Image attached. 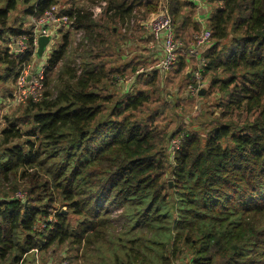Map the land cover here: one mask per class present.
Instances as JSON below:
<instances>
[{
	"label": "trees",
	"instance_id": "1",
	"mask_svg": "<svg viewBox=\"0 0 264 264\" xmlns=\"http://www.w3.org/2000/svg\"><path fill=\"white\" fill-rule=\"evenodd\" d=\"M101 1L106 8L99 22L80 7L62 10L74 18L73 31L63 33L46 59L44 87L65 56L69 34L84 33L80 58H111L103 22L127 25L135 8L155 4ZM58 2L5 1L0 8V82H15L32 54L29 31L22 22L10 25V14L23 5L25 17L38 18ZM222 2L208 19L215 41L202 53V79L213 74L204 86L220 98L217 116L227 122H217L204 140L181 129L168 136L146 121L130 122L126 113L143 108L149 101L146 91L125 93L114 103L112 95L103 94L100 85L109 73H135L146 86L155 82L160 72L137 74V60L109 71L103 69L110 63L106 60L82 64L79 75L71 69L59 79L54 93L27 100L18 115L5 119L0 129V264H34L35 250L39 254L57 246H65L61 260L70 264H145L138 244L148 251L144 240L152 244L162 234L171 244L162 264H264V0ZM169 5L180 40L178 30L189 24L197 28L191 17L195 5L188 0H170ZM183 8L188 13L180 15L176 28L174 17ZM25 36L30 48L14 53L16 40ZM192 59L179 54L174 72ZM239 113L251 120L236 124L232 120ZM177 133L182 140L172 150ZM173 190L178 198L171 200L169 211ZM57 204L62 206L56 209ZM173 208L177 219H172ZM69 211L81 218L74 227ZM136 229L139 234L124 244V234Z\"/></svg>",
	"mask_w": 264,
	"mask_h": 264
},
{
	"label": "rangeland",
	"instance_id": "2",
	"mask_svg": "<svg viewBox=\"0 0 264 264\" xmlns=\"http://www.w3.org/2000/svg\"><path fill=\"white\" fill-rule=\"evenodd\" d=\"M5 1L7 0H0V8L4 6ZM59 2L56 4L58 9L61 11L63 9H68L71 6L74 7H80L83 10L90 12L91 9L97 5L99 0H58ZM156 7L153 9V6L148 7H139L135 8V11L131 14V19L133 18L134 22H138L140 20H146L148 18H151V16H155L161 7H163L166 2L169 5L170 0H152ZM173 5V4H172ZM214 6L216 4H213ZM24 6L19 5L17 9L10 14V25H18L20 22H22V25L27 31H30L31 29V21L30 18H27L23 15ZM202 10L194 9L192 13V18L196 19V15L202 14ZM183 13H188V9L183 8L182 13H179V16L174 17V26L177 28L180 23V15ZM101 14H97L96 17H93L92 19L95 22H99ZM211 16L210 11L206 13V15H202L203 19H209ZM130 19V20H131ZM129 20V21H130ZM194 22V20H193ZM105 25L103 26L102 30V36L103 41L107 42V45L109 44L112 49L113 56L111 58L105 59L102 57H99L98 60L91 61L89 58L84 59L80 58L79 53L80 47L79 45L82 43L84 44V41H81V39L71 33L69 34L68 38V47L65 53L64 58L62 61L58 64L57 68L52 72V74H49L47 78V87H43V90L40 92V95H43L44 91L48 93H54L59 85V79L64 77L65 79L68 77V72L71 69L76 70L77 72V65L80 64L81 67L92 65L94 61L96 63L103 61L110 62L109 64L103 65V69L105 68L106 71H109V69H121L124 67L125 64L131 63V65H134V61L137 60V57H141L143 59V56H145L144 51L146 50V47H155V43L151 40L150 43H143L137 41L140 38H144L147 36L145 31L139 29L136 26L134 27H128L125 25L124 21L119 23L116 20H107V22H103ZM197 28L194 29L191 24L188 25V27L185 30H178L180 41L183 44V47L185 45L188 47L191 46V44L194 43L195 37L199 36L202 31V26L196 23ZM208 26V25H207ZM117 29L118 32L111 35L110 29ZM136 28V29H135ZM124 29V30H123ZM64 32H60L59 36L60 38L56 39L55 44L52 48H56L61 44L62 41V35ZM214 39L210 40V44L208 46H212L214 43ZM128 42H131L129 45ZM202 50L203 53L206 52V50ZM145 47V49H144ZM187 47V48H188ZM143 48V49H142ZM184 51H187L184 49ZM102 54V53H101ZM46 57H44L45 59ZM41 58H30L28 60V63L26 66L30 67V70L34 71L37 66L40 65ZM131 61V62H129ZM193 59L191 60V63L184 65L181 72L175 73L174 70L169 73L168 75L158 74L157 79L155 82H152L149 86H146L143 83V78L138 80L136 79L135 73H129L124 72V74L119 73H109L106 79L103 80L102 84L100 85V88L104 90L103 94H108L113 96V100L111 103H114V101L124 98L125 93H132L134 94L137 90L140 91H146L148 95V102L141 108L139 111H133V112H127L126 115L131 116L129 119L130 122L134 121H146L149 123L152 127H155L157 130H161L164 133H167L168 136H172L174 133H176L179 129L182 130V133L189 132V133H196L198 134L201 140H204L203 138L207 135V132L214 127V125L217 122H227V120H221L218 118L217 114L220 113V109H218V103L219 99L215 94H212L213 92H208L209 88L207 86H204L205 83L209 82L213 74H210L209 76H206L204 78V84H203V91H198V93L190 94L188 92L189 87V78L187 77V73L189 75L193 72ZM196 62V61H194ZM83 64V65H82ZM153 64L149 63V61H141L139 66H135V72L137 74H141L144 72H149L152 69ZM174 72V73H173ZM2 71L0 70V74ZM77 74V73H76ZM79 75V74H77ZM214 75H220V72H216ZM193 80V79H192ZM190 79V81H192ZM15 87V82L12 78H6L4 81L0 82V129H2L5 126V119H13L15 115H18L19 112L25 107L22 104L13 105L6 101V98H9V94L13 92ZM124 87L125 90H124ZM38 100V99H37ZM36 100V101H37ZM3 103H5L3 105ZM109 107V104L108 106ZM124 117V114H122L118 120H121ZM149 118L152 119V123L149 122ZM246 118V120H245ZM248 117H246L245 114H236V117L233 118L232 121H234L236 124L244 123L246 121H249ZM181 134H176L174 138L171 140L174 142L175 146H178L179 143H181V136H178ZM165 145V143L163 144ZM168 153V151H165V154ZM173 155V153H172ZM167 158V157H166ZM172 163L171 160L167 158V163ZM169 173V170H167ZM169 179V177H166V181ZM170 187H173V183L171 180L168 182ZM177 190L171 191V198L169 200V204L167 209L171 211L172 202L174 199H177V195L175 194ZM173 199V200H172ZM172 200V201H171ZM62 205L57 204L55 205L56 209H59ZM62 211L66 213L67 207H63ZM123 211L118 212L117 214H112V218L119 217V215L122 214ZM126 212V210H124ZM173 218L177 219V214L172 212ZM69 222L72 227H74L77 222L81 219L79 216H75L69 211ZM125 219V218H124ZM161 225V224H159ZM166 225V224H165ZM128 228V227H127ZM139 231L136 229L130 234H124V244H127L126 242L132 238V236ZM166 235H168V230L165 232ZM139 234V233H138ZM149 237V236H146ZM155 238V237H153ZM151 239L152 244H147V241L144 240V245L148 248V251L143 250V244H138V247H140L141 253H143L144 259H146L145 264H162L160 261L161 257H164L165 259L169 256L168 252L171 249V244L166 242L165 235L162 234V239L156 238ZM161 243V244H160ZM184 249H187L185 246ZM65 250V246H57L54 247V249H50L47 252L43 253H34L35 262L34 264H59L63 258V251ZM54 251V253H52ZM71 252H68V255L70 257Z\"/></svg>",
	"mask_w": 264,
	"mask_h": 264
},
{
	"label": "built area",
	"instance_id": "3",
	"mask_svg": "<svg viewBox=\"0 0 264 264\" xmlns=\"http://www.w3.org/2000/svg\"><path fill=\"white\" fill-rule=\"evenodd\" d=\"M196 7L202 10V14H197L195 22L202 26V31L199 36L195 37L194 43L184 51L183 44L180 40L176 39L175 31L173 28L172 17L168 3L160 8L155 16H151L146 20H140L134 22L133 18L129 21V27H138L145 31L147 37H149L158 47L159 58L153 65L151 70H156L163 75L171 73L178 62L179 54H186L188 58L196 59V70H193L192 77L193 85H189L188 92L190 94L198 93L203 88L202 72L206 66V61L202 56V50H205L210 44L211 31L208 28V19H203L202 15H206L208 11L212 14L214 7H222V0H197ZM213 4H216L215 6ZM106 8V3L101 1L94 8L91 9L93 17L97 14H102ZM31 29L29 31V37L32 39L30 44L32 47V58H37V41L40 37H49L50 43L47 46L45 53L50 54L53 50V45L56 39L59 38L60 32L73 31L74 18L64 14L57 6H53L45 11L40 17H30ZM127 24V23H126ZM128 24L126 25L128 27ZM135 28V29H136ZM124 30V29H123ZM81 41L86 44L84 33L78 30L74 33ZM131 43V42H130ZM28 44V37H20L16 40L14 53L23 54L30 48ZM129 45V44H128ZM210 47V46H208ZM44 71L42 66L34 71L30 70V67H25L18 75L15 81V87L9 100L7 102L17 105L23 104L27 100L31 99L36 101L41 97L40 92L43 90L44 84ZM81 72L80 64L77 65V74ZM177 149V146L172 142V150ZM37 253V251H34ZM59 264H70L67 260H62Z\"/></svg>",
	"mask_w": 264,
	"mask_h": 264
},
{
	"label": "crops",
	"instance_id": "4",
	"mask_svg": "<svg viewBox=\"0 0 264 264\" xmlns=\"http://www.w3.org/2000/svg\"><path fill=\"white\" fill-rule=\"evenodd\" d=\"M188 1H191L194 5H195V7H196V3H198V1L197 0H188ZM196 9H197V7H196ZM194 22H195V19H194ZM196 23V22H195ZM59 38H60V36H59ZM137 41H139V42H143V43H150L149 41H151V39L149 38V37H144V38H140V39H138ZM143 49V48H142ZM144 49H145V47H144ZM158 47H153V48H149V47H146V50L144 51V54H145V56H143V59H141V57L139 58V57H137V61H139V62H141V61H143V60H145V61H149V63H151V64H155L156 62H157V59L159 58V53H158ZM204 52V51H203ZM44 57H46L45 59H44ZM49 57V54H47V53H44V55H43V57L41 58V60H40V62H42V63H40V65L39 66H37L36 67V69H38V68H40V67H45V61H46V59ZM39 59V58H38ZM194 59V58H193ZM194 61H197L196 59H194ZM152 65V66H153ZM9 96H11V93L9 94ZM9 100V98H6V101H4L5 103L7 102ZM5 103H3V105L5 104Z\"/></svg>",
	"mask_w": 264,
	"mask_h": 264
},
{
	"label": "water",
	"instance_id": "5",
	"mask_svg": "<svg viewBox=\"0 0 264 264\" xmlns=\"http://www.w3.org/2000/svg\"><path fill=\"white\" fill-rule=\"evenodd\" d=\"M50 38L49 37H40L37 41V51H36V56L37 58H42L47 46L50 43Z\"/></svg>",
	"mask_w": 264,
	"mask_h": 264
}]
</instances>
